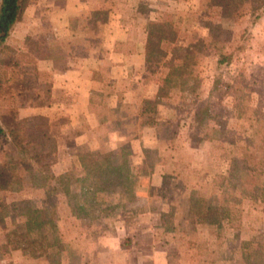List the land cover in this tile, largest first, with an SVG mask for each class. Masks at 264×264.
<instances>
[{"label":"rangeland","instance_id":"obj_1","mask_svg":"<svg viewBox=\"0 0 264 264\" xmlns=\"http://www.w3.org/2000/svg\"><path fill=\"white\" fill-rule=\"evenodd\" d=\"M242 1L224 13L215 0H26L0 55V110L42 117L40 128L56 143L50 171L57 176L84 175L79 156L87 151H115L124 144L129 152L131 185L104 196L112 210L103 222H80L66 206L58 208L61 264H264V202L227 190L236 229L226 221L221 227L201 223L191 214V194L208 198L213 177L264 133V0ZM101 10L105 15L94 18ZM151 22L174 35L160 43L164 58L154 72L146 69L144 56ZM220 53L232 54L221 69ZM75 59L94 67L99 79L94 116L51 95L52 73H59L56 66L49 73L51 63L58 68ZM180 65L186 78L177 71L167 96L147 103L172 66ZM219 75L222 81L213 88ZM206 104L210 141L195 120ZM4 142L0 136V146ZM5 224L11 231L21 220ZM7 230L0 226V264H17ZM113 233L115 252L102 262L99 240ZM242 242L249 248L243 250Z\"/></svg>","mask_w":264,"mask_h":264},{"label":"trees","instance_id":"obj_2","mask_svg":"<svg viewBox=\"0 0 264 264\" xmlns=\"http://www.w3.org/2000/svg\"><path fill=\"white\" fill-rule=\"evenodd\" d=\"M215 3L224 13H229L240 8L243 1L215 0ZM25 7L26 0H0V55L7 48L5 41L15 24L21 20ZM105 13L101 10L92 15L97 19ZM208 26L213 28L211 24ZM173 39L170 27L159 22L149 23L144 48L145 65L149 72H154L152 68L159 66L164 58L160 43ZM231 58V53H220L217 61L219 69L228 66ZM184 66H172V72L161 81L155 99L147 103L156 105L167 96L170 77L176 75L177 71L180 79H185V75L181 74ZM221 81V75L215 77L213 88H218ZM229 88L227 84L226 90ZM208 106L206 104L197 108L195 120L198 127L206 130L204 137L210 141L212 129H207L211 118ZM42 121L41 116L20 118L13 109L0 110V136L5 141L4 146H0V226L7 230V219H20L21 225L17 229L7 230V244L27 258L44 257L49 264H61L63 245L55 237L58 208L66 206L70 217L80 222H103L112 210V206L102 201L104 196L131 185L129 152L124 144L115 151H87L79 156L84 175H54L50 165L56 143L45 129L40 128ZM247 143L248 149L243 150L232 159L229 167L213 177L208 198L191 194V214L201 223L221 227L226 221L232 228H239L235 224L239 222L237 211L228 207L229 201H233L232 197L226 196L229 189L238 191L241 199L264 202V133L256 144L250 140ZM26 192L36 193L38 198ZM15 193L19 197L8 201L7 196ZM249 245L248 242H242L243 250L248 249ZM258 253L257 248L248 256L245 255V263Z\"/></svg>","mask_w":264,"mask_h":264},{"label":"crops","instance_id":"obj_3","mask_svg":"<svg viewBox=\"0 0 264 264\" xmlns=\"http://www.w3.org/2000/svg\"><path fill=\"white\" fill-rule=\"evenodd\" d=\"M126 55V53H125ZM122 54V57L125 56ZM134 54H127V57H133ZM142 55V53H141ZM52 68L49 73L54 71L52 69L59 70V73H52L51 77V95H59L66 101L70 102V109L79 110L81 112H87L88 114L94 116L95 112L92 109V103L94 102L95 92L100 93L101 89H99V79H96L93 76V72L95 70L94 67L90 65L86 66V63L83 61H79L75 59L74 61L68 62L62 61L58 65L52 64L50 65ZM98 84V87L97 85ZM109 95V99L115 97L112 93H107ZM117 101L118 99L115 98ZM37 114V113H35ZM67 171V170H66ZM114 235H110L109 237H102L99 242L101 243V249L97 257L102 259V262L107 261V258L110 259L113 252H115L117 243ZM17 258L18 262H24L25 264H49L45 259L39 258L35 260H29L27 257L23 256V254L17 250ZM109 261V260H108ZM17 262V264H18ZM82 264H87L86 262Z\"/></svg>","mask_w":264,"mask_h":264}]
</instances>
